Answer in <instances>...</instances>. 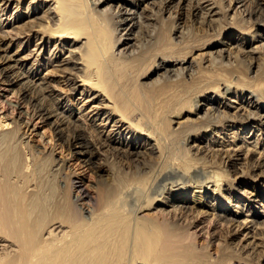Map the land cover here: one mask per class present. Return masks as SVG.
<instances>
[{"label":"bare ground","instance_id":"obj_1","mask_svg":"<svg viewBox=\"0 0 264 264\" xmlns=\"http://www.w3.org/2000/svg\"><path fill=\"white\" fill-rule=\"evenodd\" d=\"M225 1L0 0V50L8 52L12 43L25 47L37 41L36 47L40 46L37 51H29L28 57L35 59V65L28 67L22 59H16L15 67L8 66L13 69V75L7 77L6 82L9 87L21 89L27 105L26 127L36 120L57 127L55 132L60 141L77 149V155L83 156L89 165L100 170L102 165L107 166L110 160L117 158L122 167L94 193L80 179L71 180L62 165H49L51 168L44 173L45 177L56 176L61 190L59 200H53L48 187L50 182L47 186L43 171H38L35 179L25 176L30 170V160L36 157L28 139L14 123L0 117V264H217L222 258H210L206 250L197 246L190 231L202 225L194 215L204 213L195 205L206 201V195L216 222L230 227L238 224L236 227L248 232L247 236L252 235V239H264V210H259L264 207L261 196L253 191L237 192L236 200L229 203L227 210L218 198V193H227V188H222L223 180L217 185L211 174L200 173L204 165L217 158H221L219 164L223 165L224 174L228 169H236L242 160L240 150L244 148L255 154L258 138L251 143L245 134L246 139H240L242 145H235L238 149L230 153L217 151L220 156H208L203 147L191 145L194 142L190 139L196 140L200 130H196V134L190 131L193 133L186 135L185 132L187 147H179L191 162L185 168L177 164L168 153L169 143L174 147L172 138L183 132L170 130L171 119L182 112L198 110L201 101L209 100L206 93L209 88L206 89L205 83H198L206 75L201 68L197 75L185 68L192 58L174 49L166 39L157 38L151 46L143 39L144 28L152 26L144 15L152 11L154 5H159L161 13H169V18L176 7L190 10L207 28H213L221 18L227 19L235 10L232 20L239 14L242 23L252 24L257 19L256 26L264 28L262 17L253 19L256 13L247 6L250 0H231L241 5V11L236 5H224ZM11 8L14 9L12 14ZM155 13L149 15L154 19L149 17L148 21L156 20ZM4 16L7 17L2 21ZM80 21L88 25V34L80 28ZM146 38L150 39V35ZM257 38L262 36L251 40ZM50 46L53 50L46 54ZM236 47L240 45L236 43ZM245 51L242 49L240 53ZM230 54L221 57L232 62L236 58ZM244 55L252 60L264 56V39ZM11 58L5 55L3 63ZM210 61L205 59L202 65ZM153 62V73H157L158 79L178 82L185 76L188 81L176 84L173 92L169 85L156 94L145 90L137 82L144 67ZM45 67L60 74L71 94L81 92L82 96L107 109L105 120L113 125L112 140L103 139L102 133L96 131L92 132L100 141L96 136L93 138L90 129L70 109L68 99L41 78L39 70ZM229 83L218 87L225 98V102L219 104V108H224L221 118L232 124H257L264 128V113L259 115L251 109L260 111L261 104L246 96L248 85L242 84L244 87L239 90L232 88L234 83ZM10 92L18 95L13 90ZM255 92L257 97L263 94L260 89L252 94ZM161 97L163 103L153 106V110L151 103ZM233 104L237 105L233 107ZM8 106L20 108L11 102ZM226 108L234 110V114L225 112ZM216 126L209 122L205 129ZM245 167L264 178V154L250 155ZM154 204L158 205L156 210L170 205L173 212L161 210L158 215H145ZM233 213L245 220L236 221ZM257 230H260L258 235ZM254 247H249L247 256H253ZM222 256L227 253L223 252Z\"/></svg>","mask_w":264,"mask_h":264},{"label":"rangeland","instance_id":"obj_2","mask_svg":"<svg viewBox=\"0 0 264 264\" xmlns=\"http://www.w3.org/2000/svg\"><path fill=\"white\" fill-rule=\"evenodd\" d=\"M229 4L231 5V7H234L236 5V3H233V1L231 2V0H227L224 2V5L226 6H229ZM247 6H249L250 10H253L256 13V16L254 15L255 17L253 19L257 17H262V19H264V0H250ZM235 7L238 11H241L243 9H241L240 4L239 6L237 4ZM12 8H14V5ZM12 8L9 11L10 14L13 13L14 9ZM152 8L153 10H149L144 16H148L149 19V17H151L149 15H151L152 12L157 13L158 11V13H155V21H148V19L146 20L148 25L152 26L144 28V42H147L146 44H150L151 46L155 43L153 41H157L158 39H166L167 43H170L171 46L174 47V49H176L177 51L179 50L188 53L187 56L192 59L195 58V60L192 61L191 59L189 61V64L186 65L185 68L188 67L194 73V75H197L199 69L201 68V70L203 71L202 74L206 75L204 76L206 80L202 79L198 81V83H205L206 89L209 88V90L206 91L209 100L201 101V105L198 110L191 109L189 110V112H182L177 117L171 119L172 124L170 126V130L173 129L183 132V135H179L176 137L174 136V138H172L173 140L175 139L173 143L174 147L172 145L171 148L170 144L172 143H169L170 147L168 153L170 157L171 155H173V160H175L177 164H182L184 168L188 166L186 164H190V157L184 155L181 152L180 147H187L188 138L186 135L193 133L190 131H194V134H196V130H200V134L196 135V140L195 138L190 139L191 142H194L191 145H199L200 147H203V150L206 151V154L208 156H212L213 154L218 155L217 153H215L217 151H226V153H230L233 149H238V146L242 145L240 143V139H246V137L250 138L248 139V141L251 143L258 138V149L255 154H264V128L257 126V124H232L221 118L224 115L222 114V110H224V108H219V104L221 102H225V98L222 95L221 88H218L224 83L227 84V82H230L231 84L234 83L232 84V88H238L239 90L243 89L244 86H242V84L246 86L248 85V87L246 88V96L248 97V99L254 98L255 102H259V104H261L260 107L262 108L260 111H256L253 108L251 109L258 114L260 113L259 115H262L264 113V56L256 57L257 59L254 58L252 60L244 55V53L250 51L251 48H254L256 44L260 43V41L264 39V28L260 27L259 29L256 26L257 19L256 21L252 20L255 21V23L252 22V24L242 23L243 19L241 16H238L239 14L236 16V19L232 20V14H234L233 12H235V10L230 13V15L228 16L229 18H221L213 28H207L205 25H202L197 19L194 18L190 10L186 11L176 7L171 11L173 14L172 18H169V13H161L162 11H160L161 9L159 5H154L152 6ZM159 11L162 15L159 14ZM173 16L175 17L173 18ZM176 16L178 18H176ZM6 17L4 16L2 21H4ZM79 24L82 31H87L88 34V25L83 21H80ZM149 31L151 34L149 33ZM147 35H150V39L146 38L148 37ZM257 35H261L262 38H257L255 41H252L251 38ZM36 42L37 41H33L29 46L25 47L20 46L17 43H12L8 52L5 53V51L0 50V76L2 74V77H0V117L6 118L10 123H14L13 126H16L20 130L21 134H23V136L28 139V145L30 149L33 150V153L36 156L34 159L30 160V170L28 172L29 174L25 173V176H31L35 179V175L36 173H38V171H43L42 173L46 174V171H48L51 166L59 164L63 166L65 174L70 177L71 180L80 179L82 184H84L87 189L94 193H97L105 183L109 182L112 179L115 174L114 171L118 173L120 172V170H122L119 160L117 158H114L110 160V163H107V166L102 165V169L99 170L97 167H93L86 163L83 156L77 155V149H75L73 146L71 147V145L67 143L65 144L64 142L60 141V138L55 132L57 127L42 124L39 120H36L32 126L29 125L26 127L28 119L25 115V109L27 105L25 103L24 97L22 96L21 89L18 86L9 87L8 83L6 82L9 81L7 80V77L10 76V78H12L13 69L10 68L15 67L14 60L16 61V59H22V62L27 64L28 67H30L32 64H36L34 62L35 59H31V57H28L29 53H31L29 51L34 49H36L37 51L39 49L40 46L38 45V47H36ZM45 43H47V41ZM236 43L240 45V48L236 47ZM242 49L246 51L244 53H240V50ZM49 50H53V47L50 46L46 54L49 53ZM7 54L12 57V60L10 59V61H5L3 63L2 58ZM223 54H230L236 59H234L232 62H229L221 57L223 56ZM205 59H210L211 61L207 65H202V62ZM191 62L192 65L190 64ZM150 65H146V67H144V72L141 73L142 75L137 82V84L139 86L141 85L145 90L154 91V93L156 94L159 89L165 87L166 85H169L168 87L171 88L170 91L173 92L174 89H176L175 87L180 85V82L182 83V81H188L187 79H185V76H182L181 80H178V82L163 81L162 77H159L160 79H158L157 73H153L155 67L154 62L151 66ZM8 66L11 67L9 68ZM36 68L38 69V66H36ZM39 71L41 78H43L46 83L56 88L58 94L60 93L63 98L68 99L70 109L73 110L74 113H76L77 118H81V123L90 129L93 138L94 136H96L95 139L97 141H100V138H98L99 136H97V134L95 135L94 132H92L96 131L99 134L102 133L101 135H103V139L108 137L112 140L111 136L113 125H110L109 122L105 120V112H107V109L104 108V106H102L98 102L93 103L92 100L88 99L85 96H82L81 92L71 94V91L69 89L70 87H68L66 83H64L60 74L53 73V70L51 68L48 69L47 67H45L40 69ZM163 73L164 71H162V74ZM158 81L160 82L157 83ZM256 89H260L263 91L262 96L257 97L256 92L255 94H252V92ZM11 90L16 92L18 95L12 94L10 92ZM200 98L199 100H201ZM228 98L230 99L231 96H228ZM161 99L162 97L158 100H154L151 103V107H157L156 104L163 103L164 99H162L163 101ZM232 99L235 100L234 98ZM10 102L14 106H19L20 108H11L10 106H8ZM236 105L237 104H233V107ZM110 106L112 105H109V107ZM215 108L217 110H215ZM217 111H220V113ZM225 112L234 114L235 111L226 108ZM240 114H243V112H241ZM209 122H213L217 124V126L209 128L208 130L207 128L205 129L206 124ZM246 128L247 130H245ZM202 130H207V133L203 134ZM245 134L247 135L246 137ZM235 137L237 138V140H235ZM235 145L238 146L235 147ZM251 149L252 147H250L249 150ZM240 151V159L242 160H239L236 169H228L229 172L227 174L223 173L225 169L223 168V165L219 164L221 158L219 159L217 157V159L213 160L212 163L204 165L203 172L202 170L200 172L204 174H211L212 178H214V184L218 185V183H220V180H223L222 183L225 186L222 185V188H227L229 191L226 189L227 193L224 191H222V193H218V198L222 200L224 207L227 210L229 209V203L236 200L237 192L239 193L240 191L257 192L259 196H261L264 206V178L262 176H257L258 173L252 170L250 171L247 169L248 167H245L246 159H248L250 155L255 156V154L254 152H247V150L244 148ZM256 157L259 156L257 155ZM181 160L183 162H181ZM23 163L26 164L25 160ZM49 165L51 166L49 167ZM45 174L43 175L44 177ZM223 176H225L226 178H224ZM48 178L50 179L48 180ZM56 178V176L49 177V175H46L45 177V179H47L45 180L47 182V186L49 185L48 182H50V185L48 187H50L51 189V196L53 197L51 198L53 200H57L61 195V192L58 193L59 191H61L59 190V179L57 178V180L55 181ZM101 183L103 184L101 185ZM214 189L215 187H212V190ZM212 190H209V192L213 195H216V192ZM207 196L208 195H206V201L204 202L202 200L199 204L196 203V205L195 203H191V205H198L197 210L204 213V215L202 214L201 216H199L198 213L194 215V217L198 218V221H200L202 225L198 229L190 230L191 234H193V237H195L197 246H199L203 250H206V253L212 259L222 258L220 259V261H218L219 263L217 262V264H264V239L258 236V238L252 239V235L247 236L248 232L243 229L239 230V228L236 227L238 224L230 227L225 226L224 224L221 225L219 222H216L214 220V214L211 212V209H209ZM157 206L158 205L154 204L151 209L145 211L144 214L150 216L158 215L163 210L173 212V208H171L170 205H167L166 207L161 206V208L156 210L155 207ZM263 208L260 207L259 210L263 211ZM233 214L234 215L232 216L236 219V221L241 222L245 220V217H239V215H237L236 213ZM201 229H203V231H201ZM259 232L260 230H257V235L259 234ZM253 245H255L256 247H254V253L252 251L253 256L249 257L246 255V251L250 252L249 247ZM223 252H226L227 256L223 257Z\"/></svg>","mask_w":264,"mask_h":264}]
</instances>
